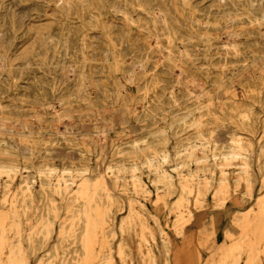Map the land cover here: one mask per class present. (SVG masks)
Here are the masks:
<instances>
[{
	"label": "rangeland",
	"instance_id": "rangeland-1",
	"mask_svg": "<svg viewBox=\"0 0 264 264\" xmlns=\"http://www.w3.org/2000/svg\"><path fill=\"white\" fill-rule=\"evenodd\" d=\"M0 264H264V0H0Z\"/></svg>",
	"mask_w": 264,
	"mask_h": 264
},
{
	"label": "bare ground",
	"instance_id": "bare-ground-1",
	"mask_svg": "<svg viewBox=\"0 0 264 264\" xmlns=\"http://www.w3.org/2000/svg\"><path fill=\"white\" fill-rule=\"evenodd\" d=\"M179 20V19H178ZM112 39V38H111ZM182 52V51H181ZM70 123V122H69ZM110 125V124H109ZM99 141H100V139H99ZM244 160V159H243ZM88 213V212H87Z\"/></svg>",
	"mask_w": 264,
	"mask_h": 264
}]
</instances>
